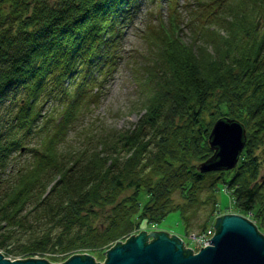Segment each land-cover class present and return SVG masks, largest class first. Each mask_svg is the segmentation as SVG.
<instances>
[{"label":"trees","instance_id":"obj_1","mask_svg":"<svg viewBox=\"0 0 264 264\" xmlns=\"http://www.w3.org/2000/svg\"><path fill=\"white\" fill-rule=\"evenodd\" d=\"M139 1L0 0V247L7 252H46L63 262L76 249L110 244L139 218L179 209L188 225L186 206L210 202L224 182L264 235V0H198L185 9L165 0L166 15L147 22L143 36L158 49L137 78L144 113L132 128L99 129L85 121ZM221 117L245 125L246 145L234 169L204 173L198 166L214 153L209 135ZM24 153L30 157L17 161ZM141 190L149 194L143 207Z\"/></svg>","mask_w":264,"mask_h":264},{"label":"rangeland","instance_id":"obj_2","mask_svg":"<svg viewBox=\"0 0 264 264\" xmlns=\"http://www.w3.org/2000/svg\"><path fill=\"white\" fill-rule=\"evenodd\" d=\"M198 2V0H180V4L186 6L183 7L184 9L189 8L190 3L197 5L198 7ZM181 10H183L182 7ZM182 12L183 15L186 16L187 11ZM158 13L163 14V16L166 15L165 0H140L134 7H132L130 13L132 15L130 16V19L127 18L123 24L121 36L119 38V42L117 43L116 53L119 56L117 66L115 70L106 78L107 82L104 90L102 91V97L87 116L85 121L86 123L95 124L96 128L99 129L101 125L102 127L105 126L109 128L128 129L134 127L135 123L144 113V100L140 94L141 86L138 84L137 78L141 79L143 69L145 70L144 66L149 65L151 61L149 51L151 50L155 54L158 53L157 47H155L154 51V48H152L154 46L152 43H149L150 38L148 37L145 39L143 37L147 22H151V24H153V21L156 20ZM190 37L191 34L186 31V34L184 35L185 41L190 42V40H192ZM143 77L145 78V74H143ZM70 138L72 140L73 137ZM23 151L24 148H22V152ZM29 157V153H24L22 156L17 155V161L28 159ZM262 174H264V162ZM207 193L208 191H204L200 198L204 200ZM171 196L177 204H183L186 199L177 191H174ZM148 198L149 194L146 190H141L139 194L140 207H143L146 204ZM211 199L212 200L210 202L198 203L195 204V206H186L187 208L185 210V214L191 215L188 225L183 219L179 209L171 211L160 220H151L148 217L145 219L139 218V224L130 228L124 235L116 238V240L110 244L105 246H88L76 249L66 255V260L77 254L90 253L96 262L102 264L105 262L107 252L110 248H112L117 242H126L130 236L138 235L141 230H145L147 233L150 231H164L169 233V235L175 234L183 240L185 248H190L193 252H198L201 247H204L210 242L209 239H211L214 235L216 231L215 222L218 216L235 213L240 214L255 223V212L251 211L250 213H245L239 210L236 206L233 197V188L228 184V182L219 183V185L214 188L213 198ZM205 222L207 223L203 226V223ZM148 236L149 240L153 239L152 234ZM0 252L4 255V257L11 259H20L29 256L45 258L54 264H58L62 261V259L51 260L49 259L50 255L46 252L44 253L40 251L35 252V254L32 255H14L7 252V249L0 247Z\"/></svg>","mask_w":264,"mask_h":264},{"label":"water","instance_id":"obj_3","mask_svg":"<svg viewBox=\"0 0 264 264\" xmlns=\"http://www.w3.org/2000/svg\"><path fill=\"white\" fill-rule=\"evenodd\" d=\"M247 129L234 118L215 121L209 142L214 154L199 164L202 172L236 167L246 145ZM216 232L198 252L184 247L177 235L141 230L126 242H117L102 264H264V235L248 218L235 213L218 216ZM152 234L153 239L149 240ZM0 264H54L41 257L10 259L0 252ZM58 264H101L90 253L71 256Z\"/></svg>","mask_w":264,"mask_h":264},{"label":"bare ground","instance_id":"obj_4","mask_svg":"<svg viewBox=\"0 0 264 264\" xmlns=\"http://www.w3.org/2000/svg\"><path fill=\"white\" fill-rule=\"evenodd\" d=\"M253 222V221H252ZM45 259V258H44ZM46 260H48V259H46ZM68 260V259H67ZM66 260H64L63 262H65ZM63 262H61V263H63Z\"/></svg>","mask_w":264,"mask_h":264}]
</instances>
